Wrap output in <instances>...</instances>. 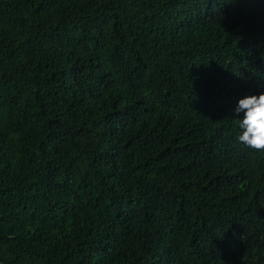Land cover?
Here are the masks:
<instances>
[{
    "label": "trees",
    "instance_id": "1",
    "mask_svg": "<svg viewBox=\"0 0 264 264\" xmlns=\"http://www.w3.org/2000/svg\"><path fill=\"white\" fill-rule=\"evenodd\" d=\"M264 0H0V264H264Z\"/></svg>",
    "mask_w": 264,
    "mask_h": 264
},
{
    "label": "clouds",
    "instance_id": "2",
    "mask_svg": "<svg viewBox=\"0 0 264 264\" xmlns=\"http://www.w3.org/2000/svg\"><path fill=\"white\" fill-rule=\"evenodd\" d=\"M237 124L241 133L237 137L238 142L244 147L264 152V93L248 95L239 99L234 109Z\"/></svg>",
    "mask_w": 264,
    "mask_h": 264
}]
</instances>
